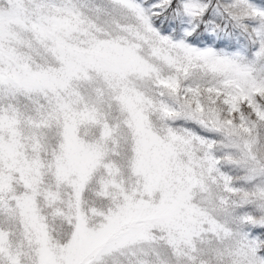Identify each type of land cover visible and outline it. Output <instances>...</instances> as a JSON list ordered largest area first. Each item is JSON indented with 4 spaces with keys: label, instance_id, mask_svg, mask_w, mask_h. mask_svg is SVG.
<instances>
[{
    "label": "snow or ice",
    "instance_id": "1",
    "mask_svg": "<svg viewBox=\"0 0 264 264\" xmlns=\"http://www.w3.org/2000/svg\"><path fill=\"white\" fill-rule=\"evenodd\" d=\"M0 264H264V0H0Z\"/></svg>",
    "mask_w": 264,
    "mask_h": 264
}]
</instances>
